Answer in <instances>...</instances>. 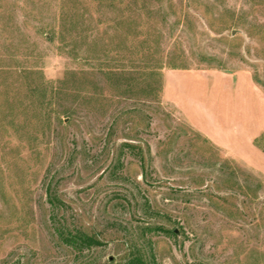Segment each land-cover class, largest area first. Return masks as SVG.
Listing matches in <instances>:
<instances>
[{
  "label": "rangeland",
  "instance_id": "374dc122",
  "mask_svg": "<svg viewBox=\"0 0 264 264\" xmlns=\"http://www.w3.org/2000/svg\"><path fill=\"white\" fill-rule=\"evenodd\" d=\"M138 254L264 264V0H0V264Z\"/></svg>",
  "mask_w": 264,
  "mask_h": 264
},
{
  "label": "trees",
  "instance_id": "16d2710c",
  "mask_svg": "<svg viewBox=\"0 0 264 264\" xmlns=\"http://www.w3.org/2000/svg\"><path fill=\"white\" fill-rule=\"evenodd\" d=\"M48 195L52 206L56 207L54 202L52 201V193L50 190L48 191ZM56 231L64 244L72 247L75 251L78 252H83L86 249L89 250L99 244L94 237L88 236L79 231H76L75 233H72L70 231L63 232L60 229H56ZM130 264H145V261L143 257L138 254L136 256H133Z\"/></svg>",
  "mask_w": 264,
  "mask_h": 264
},
{
  "label": "water",
  "instance_id": "95a60500",
  "mask_svg": "<svg viewBox=\"0 0 264 264\" xmlns=\"http://www.w3.org/2000/svg\"><path fill=\"white\" fill-rule=\"evenodd\" d=\"M112 260V258H110V261Z\"/></svg>",
  "mask_w": 264,
  "mask_h": 264
}]
</instances>
